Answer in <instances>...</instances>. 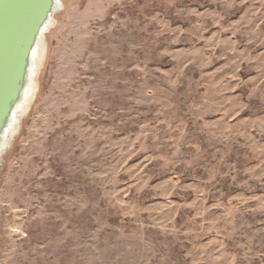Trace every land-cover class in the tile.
Returning <instances> with one entry per match:
<instances>
[{
    "label": "rangeland",
    "instance_id": "1",
    "mask_svg": "<svg viewBox=\"0 0 264 264\" xmlns=\"http://www.w3.org/2000/svg\"><path fill=\"white\" fill-rule=\"evenodd\" d=\"M0 156V264H264V0H64Z\"/></svg>",
    "mask_w": 264,
    "mask_h": 264
},
{
    "label": "water",
    "instance_id": "2",
    "mask_svg": "<svg viewBox=\"0 0 264 264\" xmlns=\"http://www.w3.org/2000/svg\"><path fill=\"white\" fill-rule=\"evenodd\" d=\"M59 0H0V155L32 79V52L46 31Z\"/></svg>",
    "mask_w": 264,
    "mask_h": 264
},
{
    "label": "bare ground",
    "instance_id": "3",
    "mask_svg": "<svg viewBox=\"0 0 264 264\" xmlns=\"http://www.w3.org/2000/svg\"><path fill=\"white\" fill-rule=\"evenodd\" d=\"M63 1L64 0H59L58 7L56 8L55 13L51 17V20L46 27V31L40 37L35 49L32 52V67H31L33 70L32 79L29 81V83L26 86L23 100L21 102L20 107L14 112V119H13L14 123L6 132L5 142H4L5 145L8 144V146H10L11 142L13 141L14 137L17 135L19 131L21 119L24 118L28 114L35 100V96L37 93L36 78H37L39 71L43 67V64L45 62V57H46L45 35L54 26V22H55L54 17L62 10Z\"/></svg>",
    "mask_w": 264,
    "mask_h": 264
}]
</instances>
